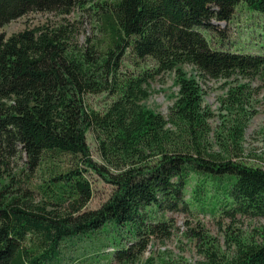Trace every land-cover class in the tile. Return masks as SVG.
Wrapping results in <instances>:
<instances>
[{
  "label": "trees",
  "instance_id": "16d2710c",
  "mask_svg": "<svg viewBox=\"0 0 264 264\" xmlns=\"http://www.w3.org/2000/svg\"><path fill=\"white\" fill-rule=\"evenodd\" d=\"M240 3L264 16V0L87 2L82 8L96 17L103 41L81 47L76 26L65 19L80 0H0V29L30 14L62 19L0 35V163L18 153L31 169L65 155L76 160L51 171L40 204L15 178L0 182V264H134L146 245L138 241L141 249L131 252L122 231L140 237L147 210H178L192 176L202 209L211 184L212 213L264 218V168L234 161L253 116L244 108L248 100L243 92L229 93L231 120L213 144L201 84L182 69L193 66L212 80L264 71V46L261 55L215 50L203 34L215 22H230ZM167 73L175 74L179 91L165 118L142 102L150 81ZM103 93L111 101L101 112L87 98ZM90 132L102 163L92 159ZM89 173L113 188L94 211H84L93 197ZM165 225L155 228L164 233ZM100 234L101 249L111 245L114 252L87 256L86 241ZM262 240L238 242L230 258L209 248L197 264H264Z\"/></svg>",
  "mask_w": 264,
  "mask_h": 264
},
{
  "label": "rangeland",
  "instance_id": "374dc122",
  "mask_svg": "<svg viewBox=\"0 0 264 264\" xmlns=\"http://www.w3.org/2000/svg\"><path fill=\"white\" fill-rule=\"evenodd\" d=\"M72 14L65 18L66 21L76 26L77 40L79 46L88 43L103 41L99 32V23L92 12L82 8L84 4L102 3L111 0H80ZM89 4V6H94ZM234 17L228 23L215 22L214 30L204 31L212 47L216 49L239 52L243 54L261 55L264 46V16L252 10L246 3L236 6ZM62 19L56 14L38 13L30 14L24 18L5 25L0 29V35L10 37L20 33L27 28L42 26L44 24H59ZM189 77L198 80L203 89V105L212 114L210 127L212 129L211 142L215 143V135L231 120L227 110V98L232 90L243 92L245 110L253 116L247 124L245 139L242 143V153L234 161L245 164L256 165L264 168V71L256 75H235L231 79L212 80L202 78L197 68L189 65L182 67ZM149 93L148 99L142 105L155 113L168 118L169 113L178 97L179 87L176 84L174 73H167L150 81L146 87ZM111 101L106 94L89 96L87 103L97 111H103ZM88 145L91 150L92 159L102 163L99 147L92 132L88 134ZM75 159L70 156L55 158L53 162L44 164L38 169H31L27 163L25 154L18 153L17 156L8 160V165L0 163V182L7 183L10 178H15L22 186L33 190L31 193L35 203L45 201L41 193V186L49 179L54 168L67 170L75 164ZM93 189V197L84 211L98 210L112 194L113 188L94 174H87ZM199 184L197 177L192 176L184 191V204L176 211H159L157 209L147 210L146 225H142L140 237H132L122 231L124 239L122 245L131 247V252H137L142 245L135 244L141 241L146 249L137 256L134 264H197L204 261L205 250L216 248L220 254L230 258L235 254L236 244L244 242L247 244L262 243L264 238V218L237 216L235 219L225 215L222 210L211 212L212 202L209 198L215 194V189L208 184V197L205 209L194 200V189ZM51 208V207H50ZM223 213V214H222ZM166 224V232H159L157 224ZM155 229L152 234L149 230ZM88 241V242H87ZM85 245L88 250L87 256L112 254L115 246L107 245L102 248V235L93 241L87 240ZM132 243V246L130 244ZM85 250V249H84ZM99 250V251H98ZM86 251V250H85ZM74 254H80L74 251ZM98 257V256H97ZM73 263V262H72ZM103 261L102 264H105Z\"/></svg>",
  "mask_w": 264,
  "mask_h": 264
}]
</instances>
